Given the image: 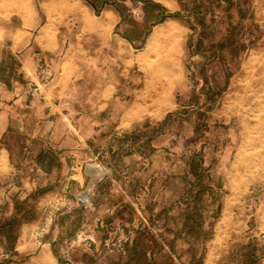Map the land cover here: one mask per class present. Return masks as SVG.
Listing matches in <instances>:
<instances>
[{
  "label": "rangeland",
  "instance_id": "1",
  "mask_svg": "<svg viewBox=\"0 0 264 264\" xmlns=\"http://www.w3.org/2000/svg\"><path fill=\"white\" fill-rule=\"evenodd\" d=\"M124 1L87 0L95 13L113 5L119 32L137 36ZM175 2L149 7L147 23L178 26L140 70L96 59L112 74L88 67L73 78L72 137L57 114L32 137L34 112L9 113L0 264L24 260L13 251L23 226L40 228L57 264H264V0ZM107 78L115 97L85 121Z\"/></svg>",
  "mask_w": 264,
  "mask_h": 264
},
{
  "label": "crops",
  "instance_id": "2",
  "mask_svg": "<svg viewBox=\"0 0 264 264\" xmlns=\"http://www.w3.org/2000/svg\"><path fill=\"white\" fill-rule=\"evenodd\" d=\"M145 1L160 4L162 10L176 8L175 0ZM124 3L131 7L129 12L140 30L137 36L119 32L123 20L111 4L100 8V13H95L87 0H38L36 6L31 0H13L7 8L0 6V141L9 128V113L19 108L34 112L37 117L38 126L32 137L41 135L38 133L43 124L55 123L47 117L52 113L59 116L58 122L67 123V135L72 137L75 132L69 94L77 74L91 67L97 74L109 76L112 74L109 65L106 62L95 65L93 60L110 58L123 60L121 74L131 69L135 72L142 68V57L151 54L153 46L169 45V32L178 26L173 17L147 23L143 1L125 0ZM146 86L149 90L159 89L156 83L147 82ZM97 90L101 92L99 101L91 104V110L80 113L85 121L92 122L94 107L109 105L117 87L107 78ZM155 103L153 107L157 106ZM138 106L134 103V112L141 111ZM66 108L69 111H64ZM26 117L23 114V122ZM51 137L58 141L62 135L54 129ZM10 156L9 148L1 144L0 178L13 170ZM41 236L39 227H21L19 242L13 251L24 260L12 264H57L50 245Z\"/></svg>",
  "mask_w": 264,
  "mask_h": 264
},
{
  "label": "trees",
  "instance_id": "3",
  "mask_svg": "<svg viewBox=\"0 0 264 264\" xmlns=\"http://www.w3.org/2000/svg\"><path fill=\"white\" fill-rule=\"evenodd\" d=\"M121 1V0H120ZM141 1H143L144 3H145V9H146V11H147V17L148 18H150V17H152L153 15L151 14V11H150V9H149V7L151 6V5H153V6H157V4L156 3H153V2H151V1H145V0H141ZM122 3V2H121ZM118 4V3H117ZM91 5H92V3H91ZM119 5V4H118ZM93 7L95 8V6L93 5ZM96 9V8H95ZM97 12H98V10H97ZM166 18V16H163V17H160V18H156V20H155V22L154 23H158V22H160V21H163L164 19Z\"/></svg>",
  "mask_w": 264,
  "mask_h": 264
},
{
  "label": "bare ground",
  "instance_id": "4",
  "mask_svg": "<svg viewBox=\"0 0 264 264\" xmlns=\"http://www.w3.org/2000/svg\"><path fill=\"white\" fill-rule=\"evenodd\" d=\"M154 89H155V88H154ZM149 91H150V90H149ZM149 91H148V92H149ZM153 94H154V92H153ZM154 95H155V94H154ZM147 99H148V98H147Z\"/></svg>",
  "mask_w": 264,
  "mask_h": 264
}]
</instances>
